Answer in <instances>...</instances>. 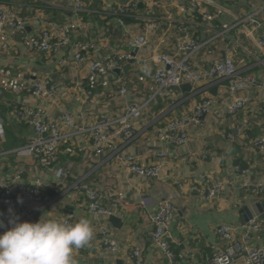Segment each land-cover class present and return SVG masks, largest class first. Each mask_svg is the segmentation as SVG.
<instances>
[{
	"label": "crops",
	"instance_id": "obj_1",
	"mask_svg": "<svg viewBox=\"0 0 264 264\" xmlns=\"http://www.w3.org/2000/svg\"><path fill=\"white\" fill-rule=\"evenodd\" d=\"M82 1L85 11L77 12L70 0H0V10L29 18L23 32L5 24L0 33V125L5 154L0 156V173L8 182L17 179L30 193L46 195L48 200L40 204L27 203L28 221L36 222L41 215L90 221L93 235L85 247L74 250L76 264H130L129 253L135 247L142 250L145 264H167L166 255L150 235L155 228L153 218L166 201L176 209L171 227L176 261L213 264L217 253L227 247L217 236L219 226L264 222L257 208L264 198L257 199L243 188L246 182L264 180V152L254 145L264 137V92L252 89L232 94L227 80L205 81L190 91L159 92L153 76L159 67L157 58L175 54L184 34L181 30H185L203 45L192 60L196 70L209 73L214 61L231 58L240 74L263 80L264 49L258 47V40L264 39V0H213V4H198L199 0ZM124 7L132 11L121 16ZM257 9L261 13L255 18L257 23H252L248 18ZM206 13L213 21L204 18ZM67 26L72 30L70 44L60 54L39 55L30 48L31 36ZM141 37L147 38L146 46L135 45ZM78 48L86 58L82 64L75 60ZM115 61L117 66L108 77H91L96 62ZM19 77L30 83L50 78L56 94L51 98L15 94L6 78ZM215 88L217 93H211ZM237 99L246 103L230 115L229 108ZM202 102L211 106L210 114L202 118L204 126H189L187 145L172 143L168 126L192 116ZM24 106L41 112L47 121H59L66 113L75 120L77 128L71 133L76 134L62 143L56 165L24 150L13 153L23 149L34 134L31 126L15 118ZM141 106L145 107L142 118L135 121L134 138L117 140L96 154L91 129L102 119H123L130 108ZM241 126H246L242 135L230 142L229 134ZM126 156H134L143 168L161 166L160 177L132 173ZM57 167L68 172L63 181L56 178ZM237 168L251 173L243 175ZM215 182L223 184L215 199L204 200L194 190L208 191ZM78 183L99 190L105 202L118 205L108 221L121 247L116 256L105 252L99 223L89 213L87 199L72 188ZM9 209L20 213L22 207L0 199V219L6 227L18 214L11 211L9 215ZM242 231H238L239 239ZM247 246L264 247V234L254 236Z\"/></svg>",
	"mask_w": 264,
	"mask_h": 264
},
{
	"label": "built area",
	"instance_id": "obj_2",
	"mask_svg": "<svg viewBox=\"0 0 264 264\" xmlns=\"http://www.w3.org/2000/svg\"><path fill=\"white\" fill-rule=\"evenodd\" d=\"M74 4L77 12L85 11V3L82 0H70ZM206 2L213 4V0H199L198 4ZM198 7V6H197ZM132 11L130 7H124L120 10L121 16H126ZM261 10L256 12L248 19L252 23H257L256 17L259 16ZM220 11L217 15L220 16ZM204 18L208 21H213V17L205 14ZM28 17L21 18L9 15L3 9L0 10V33L1 28L7 24L16 32H23L26 27ZM124 23L123 21L121 22ZM184 34L178 43L177 52L175 54H163L157 58L159 65L157 71L153 76L154 83L158 86L159 92L167 90L180 89L185 84L191 86L198 85L202 82H219L222 80L228 81V90L232 94L245 92L252 89H259L264 92V79L261 80L255 76H247L240 74L237 69L236 62L231 58L214 61L209 73L198 71L194 68L192 62L196 54L202 49L203 45L195 39L186 35L185 30H181ZM71 27L67 26L58 32H50L47 29L42 30L37 35L29 38L28 44L30 48L39 55L56 56L60 54L61 50L70 44ZM133 43H131L132 45ZM148 40L145 37L138 38L135 45L146 46ZM78 47V46H77ZM258 47L264 49V39L258 40ZM1 54V52H0ZM75 60L78 64L86 61L82 55V49L78 48ZM117 62L105 64L103 62H96L91 67V77L93 79L106 78L113 70H115ZM10 90L18 95H29L37 98H51L56 94V88L52 79L45 78L37 80L35 83H30L26 78H6ZM127 90L122 89L121 93L126 94ZM246 103V100L237 99L229 108L230 115L238 112ZM147 106V105H145ZM132 107L127 112L123 119L112 120L109 118L102 119L95 125L90 133L93 142V148L96 154H102L114 144L117 140L129 142L131 141L137 131L135 121L140 120L143 115L144 107ZM210 104L202 102L198 104L194 110V114L184 116L181 120L173 121L168 126L170 141L176 145H187L189 141V126L200 127L204 126L205 120L202 118L209 115L211 112ZM15 118L19 121L27 123L34 130V134L29 140L28 144L23 149L14 150L13 153H18L24 150L31 154L34 158L44 161L47 164L56 165L59 160V153L62 143L74 136L77 125L73 117L66 113L59 121H47L43 114L35 109L29 107H21L15 112ZM69 129L70 132L66 134L64 129ZM246 126H241L233 130L229 134L230 142H235L237 138L244 132ZM3 135V127L0 125V156L5 155L2 152L1 137ZM254 145L262 152H264V137L255 141ZM126 162L129 170L138 176L158 179L160 177L162 167L143 168L136 163L134 156H126ZM238 173L243 175H250L249 170L237 168ZM58 180H64L68 172L62 168L57 167L55 172ZM223 184L215 182L209 187L208 191L203 188L194 189L198 192L204 200L215 199L221 192ZM73 190L76 193H83L88 202L89 213L97 220L101 232V242L107 254L116 256L120 250V244L114 238L108 221L114 215L118 208L116 203L105 202L99 190L93 189L87 184H74ZM245 191L249 192L255 198H264V180L260 182H246L243 185ZM0 199L3 202H17L21 205L20 213L12 210V214H17L21 221L29 220V213L26 209L27 203L40 204L44 200L47 201L46 195L42 191L30 193L27 188L20 186L17 179L8 182L4 174L0 173ZM10 215L11 213L8 212ZM176 209L173 204L166 201L157 211L153 218L154 230L150 233L151 239L155 241L161 251L168 259L167 264H181L176 261L172 244L175 242L172 236V223L175 220ZM71 222L70 220H65ZM243 230L242 237L239 239L238 231ZM217 236L225 243L226 249H223L213 258V264H264V247L249 248L247 245L258 234H264V222L259 220H252L242 225L241 227H234L232 225H221L218 227ZM130 264H145L142 250L135 247L129 253Z\"/></svg>",
	"mask_w": 264,
	"mask_h": 264
},
{
	"label": "clouds",
	"instance_id": "obj_3",
	"mask_svg": "<svg viewBox=\"0 0 264 264\" xmlns=\"http://www.w3.org/2000/svg\"><path fill=\"white\" fill-rule=\"evenodd\" d=\"M7 223L10 227L0 219V264H76L74 250L85 247L93 235L87 218L67 222L41 215L30 222L15 216Z\"/></svg>",
	"mask_w": 264,
	"mask_h": 264
},
{
	"label": "water",
	"instance_id": "obj_4",
	"mask_svg": "<svg viewBox=\"0 0 264 264\" xmlns=\"http://www.w3.org/2000/svg\"><path fill=\"white\" fill-rule=\"evenodd\" d=\"M183 90L190 91L192 86L190 84H185L181 87ZM211 93L216 94L217 93V88H215ZM257 208L260 212V220H264V202L261 204L257 205Z\"/></svg>",
	"mask_w": 264,
	"mask_h": 264
}]
</instances>
